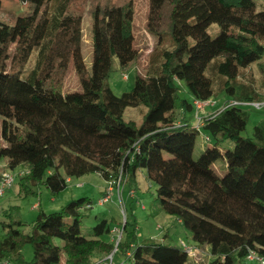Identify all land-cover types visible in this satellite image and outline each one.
<instances>
[{"label":"trees","instance_id":"16d2710c","mask_svg":"<svg viewBox=\"0 0 264 264\" xmlns=\"http://www.w3.org/2000/svg\"><path fill=\"white\" fill-rule=\"evenodd\" d=\"M148 1V31L159 52L149 59L146 76L137 75V86L121 95L108 79L115 59L122 74L137 60L131 0L91 1V72L82 52V15L72 10L73 0H20L28 10L13 25L0 21V163L7 159L11 170L23 167L18 182L25 196L40 185L56 196L71 178L92 173L122 188L135 184L145 169L161 209L191 233L196 247L210 249L214 258L207 264H248L252 252L264 264V120L245 137L248 116L243 105L232 104L264 100V8L256 0ZM212 24L220 27L215 37L208 32ZM70 64L81 94L63 92ZM253 68L262 85L238 84ZM182 82L192 103L180 98ZM218 93L227 98L224 105L202 115L200 128L193 126L187 113ZM141 105L147 112L140 126L124 120L128 107ZM202 130L215 145L195 158ZM226 140L234 148L221 151ZM221 158L223 176L214 168ZM91 206L84 197L58 212L41 210L28 233L21 221L5 224L0 262L13 255L15 264H61L65 255L66 264H93L110 254L114 241L100 239L111 232L107 219L94 226L93 238L82 235V210ZM126 230L127 222L117 252L129 264H189L183 247L135 243L131 236L123 243ZM23 244L32 247L29 261L20 252Z\"/></svg>","mask_w":264,"mask_h":264},{"label":"rangeland","instance_id":"374dc122","mask_svg":"<svg viewBox=\"0 0 264 264\" xmlns=\"http://www.w3.org/2000/svg\"><path fill=\"white\" fill-rule=\"evenodd\" d=\"M91 1L95 2L96 0H90L89 2L86 0H73L71 3L72 10L78 11L82 15V52L89 72H91L93 60ZM100 1L105 2L106 0ZM112 1L119 3L124 0ZM131 1L134 5V48L137 60L134 65L127 69L126 74L120 72L118 60H114L113 72L108 79V83L116 95L129 92L136 87L137 75L141 77L146 76L149 59L153 55L155 57L159 52L156 47V37L148 31L149 1ZM256 1L259 4V10H262L264 8V0ZM1 3L0 21L10 25H13L17 17L28 10V5L23 4L20 0H1ZM208 32L212 37H215L220 32L219 25L212 24L208 28ZM15 48V45L10 47V56L5 66L6 70L11 68ZM34 59L35 55L30 59L31 61L27 67L31 66ZM62 82L64 93L75 95L82 93L79 78L72 64L69 65ZM237 83L241 85L254 83L260 86L262 85V79L257 71H255V68H253L244 71ZM179 95L181 99H186L190 103L193 102V97L183 82L181 83ZM226 99L221 94L217 95L214 99L216 103L214 110L220 109ZM178 105H180V101H178ZM242 109L248 116L247 127L243 132V136L252 137L254 127L264 120V108L257 109L252 104H244ZM205 110L200 115H206L207 112L205 113ZM146 112L147 108L144 105L128 107L124 113V120H133L140 126ZM195 115L196 108L187 113V118L193 126L197 123ZM206 136V133L202 130L196 141L195 158H198L206 148L215 145V141L213 139L207 140ZM218 147L221 151L233 149L234 142L226 140ZM165 155L168 156L167 154ZM214 168L220 176H223L226 172V160L224 158L219 159L214 164ZM4 172H10L15 175V182L0 197V242L6 234L5 224L21 221L24 223V226L20 227V229L28 233L41 210L46 213L58 212L70 201L88 197L91 200L92 206L90 208L85 207L82 210L85 213V218L81 223L82 235L86 238H93L94 226L99 221L107 219L111 226V232L103 234L100 239L106 242H111L113 239L116 246V242L120 234L123 233L124 225L127 222V230L124 232L122 239L123 243L131 236L135 239V243L166 242L179 248L186 245L191 248L189 264H207L214 258L208 247L204 249L196 247L197 244L193 241L191 233L179 223L175 216L166 214L161 209L157 195V186L147 178L145 169L139 171L135 184H125L122 188L119 187V182H107L98 173L88 174L83 177H73L69 180L65 190L56 196L50 194L49 190L43 185L36 188L31 187L35 191V194L25 196L23 193H20L18 175H23V167L19 166L11 170L8 167L7 159H3L0 163V175ZM109 189H112L110 198L107 202H103L101 199H103L102 197L105 194H109ZM99 200L102 202H99ZM112 229H118L119 232H113ZM167 234L168 241H164ZM56 243L58 245L62 244L59 239L56 240ZM20 252L25 260L29 261L32 259L33 251L30 244H23L20 247ZM102 257L98 256L96 260ZM65 258V255H63L61 264H66ZM114 258L116 263L129 264L128 258L121 250L115 253ZM247 262L248 264H259L255 261ZM0 264H15L13 255H9Z\"/></svg>","mask_w":264,"mask_h":264},{"label":"built area","instance_id":"2783aa9c","mask_svg":"<svg viewBox=\"0 0 264 264\" xmlns=\"http://www.w3.org/2000/svg\"><path fill=\"white\" fill-rule=\"evenodd\" d=\"M214 104H215V102L211 101V100L205 101V102L197 101L195 103V105H196V120H197L196 121L197 123L195 124L196 128H200V126L202 125V122H201V116L202 115H200V114L203 113V111L205 110V108L207 106H213ZM232 104H236V105L252 104L257 109L264 108V100L263 101H256V102H246V103L232 102ZM14 182H15V175H13L12 173L4 172L0 175V197L3 195V193L7 189L12 187ZM109 190H108L109 194H107L103 199H101L103 202H107L108 199L110 198V192L112 191V189H109ZM113 232H119V230L115 229V230H113ZM121 235L122 234H120L119 239L116 242L115 249L110 254L105 255L101 259L96 260L93 264H124V263H116L115 258H114L115 253L117 252L118 243L120 241V238L122 237ZM183 249L185 251H187V253L189 255H191V248L190 247L183 245ZM248 260L257 261L260 263L263 262L262 258L257 257V255L253 252L248 255Z\"/></svg>","mask_w":264,"mask_h":264},{"label":"crops","instance_id":"0c3cea01","mask_svg":"<svg viewBox=\"0 0 264 264\" xmlns=\"http://www.w3.org/2000/svg\"><path fill=\"white\" fill-rule=\"evenodd\" d=\"M215 108H212V107H208L206 110H205V113L206 114H209V113H212V112H214L215 110H214ZM180 223V222H179ZM168 237V234H167V236H166V238H164L165 240L164 241H168L167 238ZM113 241V239L111 240V242ZM104 257V256H103Z\"/></svg>","mask_w":264,"mask_h":264}]
</instances>
